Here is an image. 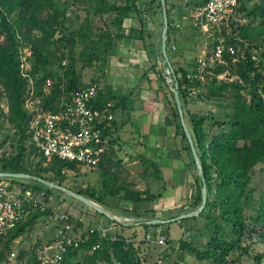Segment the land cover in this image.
Here are the masks:
<instances>
[{
	"label": "trees",
	"instance_id": "trees-1",
	"mask_svg": "<svg viewBox=\"0 0 264 264\" xmlns=\"http://www.w3.org/2000/svg\"><path fill=\"white\" fill-rule=\"evenodd\" d=\"M58 0H0V133L9 127L19 138L17 153L12 158H0L4 172L24 173L63 185L66 172L79 171L81 166L54 159L47 162L46 158L37 152L28 134L30 113L25 108L29 98V79L21 69V57L25 48H30L33 56V68L27 72L33 81L34 94L32 99H39L44 109L57 110V104L62 99L72 97L80 89L97 84L99 94L93 106L100 110H107L109 93L100 89L99 82L103 80L108 63L112 43L119 36L125 21L133 16L142 22V12L138 8V0H120V3L109 4L108 0H72V5L84 7L86 16L78 25L70 29L67 22V8L61 7ZM65 5L68 0H62ZM156 1L154 0V3ZM252 0L243 2L222 26L221 35L224 45L233 47L236 54L228 50L223 53V63H215L206 68L207 83L203 84L199 78H191L184 68L171 65V74L178 86V91L184 108L185 118L193 136L195 146L203 167L207 187V205L199 217L207 221L213 235L209 236L204 250L193 248L184 242L181 247L196 253L203 264H244L241 256L230 259L232 253L242 250L247 256L249 264H264V192L256 198L252 187L253 173L256 169L264 175V51L260 52L258 62L251 49L255 38L256 28L244 24L229 34L227 31L234 16L244 13L249 19H264V0L261 4H254L248 9ZM205 0H202V7ZM159 9L161 4L159 0ZM169 32L167 47L170 44L169 34L172 30L171 10L167 8ZM111 21V22H110ZM113 24L114 28L109 26ZM164 24L162 23V27ZM264 28V23L260 25ZM252 31V33H251ZM142 33V32H141ZM131 34H137L132 31ZM219 44L216 42V45ZM258 48V46H256ZM174 50V49H173ZM76 64L82 68L93 67L95 72L90 83H85L81 74L76 70ZM57 66L60 72L54 70ZM210 73V74H207ZM229 74L228 80H220L223 74ZM62 74V75H61ZM194 74H197L194 73ZM234 77V80L230 78ZM165 82V79L161 78ZM195 89L206 90L201 97L209 102H230L232 112L227 121L221 122L214 116L191 113L187 110L189 96ZM171 99L175 114L182 128L174 101V91ZM7 103V111L1 102ZM57 103V104H55ZM221 130L214 133L206 129ZM183 138L186 140L184 133ZM110 135L107 125L103 132V139ZM4 144H0L3 147ZM36 159H39L37 162ZM34 159V160H33ZM97 172L101 178L102 194L98 195L91 187L84 191L74 190L92 201L105 204L106 196L117 197L133 204L149 202L155 199L147 191L135 188L131 183L124 182L121 161L114 160L105 151L97 168L88 169ZM48 175V176H46ZM3 179L0 178V183ZM9 180L13 186H24L41 192L39 187H30L19 179ZM46 202L50 203V191L44 192ZM202 204L201 189L194 200V209ZM55 208L50 205L46 211L31 208L25 222L18 224L2 240L0 246V264H10L8 256L12 252L11 244L26 232L42 217L47 219ZM251 213L247 214V210ZM99 216H104L95 211ZM122 229H136L135 225L110 220ZM184 220L182 222H186ZM181 222V223H182ZM231 228L233 238L223 225ZM146 229L151 227L142 226ZM118 228L115 229L118 230ZM160 229L159 236H166L164 225L152 226ZM111 232V231H109ZM106 234L101 236L99 229L85 232L79 240L78 248H69L60 264H70L77 259L78 264H145L147 255L136 237L127 239L123 234L115 236ZM257 236L263 250L252 251V246H242L246 238ZM144 240V242H146ZM149 242V241H148ZM40 242L38 243V246ZM40 247V246H39ZM144 246V249H149ZM51 254V253H50ZM22 252L15 264L26 257ZM26 264H42L36 255H31ZM50 264V263H48Z\"/></svg>",
	"mask_w": 264,
	"mask_h": 264
},
{
	"label": "crops",
	"instance_id": "crops-1",
	"mask_svg": "<svg viewBox=\"0 0 264 264\" xmlns=\"http://www.w3.org/2000/svg\"><path fill=\"white\" fill-rule=\"evenodd\" d=\"M143 6L138 4L140 10ZM167 8L173 17L170 0ZM150 10L154 11L150 19L142 15V22L135 16L125 21L112 43L104 78L99 84L110 97L107 111L112 120L107 122L110 135L106 139V152L121 161L124 182L149 192L155 199L138 204L121 200L116 205L114 200L119 198L106 196L107 206L93 201L113 216V219L106 216L98 219L95 213L98 226L106 222L114 224L110 220H168L198 210L193 208V203L202 187L199 173L187 139L183 138V127L179 128L171 99L173 91L161 80L165 69L170 68L158 49L162 40L157 34V9L153 6ZM132 31L137 34H131ZM185 121L189 129L187 118ZM112 227L113 231L118 228Z\"/></svg>",
	"mask_w": 264,
	"mask_h": 264
},
{
	"label": "rangeland",
	"instance_id": "rangeland-1",
	"mask_svg": "<svg viewBox=\"0 0 264 264\" xmlns=\"http://www.w3.org/2000/svg\"><path fill=\"white\" fill-rule=\"evenodd\" d=\"M108 1L111 5L115 4L116 2H121L120 0ZM155 1L156 2L154 4V0H138V4L139 6H142V4L145 6V8L141 10L142 14L146 17L145 19H150V17L153 16L154 11L150 10V7L153 9L154 6V10L157 9L156 13L158 15L157 19L159 21L157 34L158 37H161L162 40L161 33L164 29L161 24H164L163 12L162 8L159 9L158 7L159 0ZM62 2V0L57 1V3L61 7L67 8V17L70 18V20L67 22V26L70 29H73L78 25L82 18L86 16V13L84 11L85 9L79 4L72 5V0H68L65 5H63ZM261 3L262 0H252V2L248 4L247 8L251 9L253 8L254 4ZM200 4H202V0H170V7H172L173 11V17H171V21L173 24L172 30L169 34L170 44L167 47V56L168 59H170L174 64L175 68L184 67L190 73L192 79L199 78V80L203 84H206V68L208 66H213L215 63H223V55L221 58H218L216 57L214 52L216 46L218 45H216V42L224 44V37L221 35V32L223 31L222 27L220 29L209 28L207 31H205L197 26L195 15L197 10L199 9V6H201ZM183 16H187L188 19L183 18ZM262 23H264L263 18L252 20L249 19L244 13H241L234 16L232 24L227 30L230 34L232 33V30H235L244 24H249L250 27L256 28L254 33L257 40L254 42L251 52L253 53L254 58L258 60V62L261 61L259 59L260 52L264 51V28L260 26ZM109 26H111V28H114L113 24L111 23H109ZM223 26L227 25L224 24ZM173 46L175 50H173ZM256 46H258V48H256ZM158 49L162 54V42L158 45ZM237 51L235 50V54ZM28 53L31 54L30 57H28ZM25 57L27 58L25 59ZM22 60L26 61L24 64V68L25 72L27 73L34 66L32 51L30 50V48H25L23 50V57L21 58V61ZM94 66L83 69L82 64H76L77 72L82 75L84 82L87 84L90 83V80L95 72ZM52 68L60 72L57 66H52ZM262 70L264 72L263 65ZM196 72L197 74H194ZM219 78L220 80H228L229 74H223ZM164 79L168 84L170 90L175 88V79L172 76L170 69H165ZM234 79V77L230 78V80ZM169 80H171L172 83H169L171 82ZM205 93L206 90L203 89L193 90L191 95L189 96V104L187 108L191 111V113H207L211 117L214 116L216 120L226 122L228 114L232 112L230 102H208L205 97H201V94L204 95ZM36 101L39 102L40 108H44L39 99H33V102L38 105ZM1 106L5 111H7V103L5 101L1 102ZM6 128L7 129H3L0 133V144H4L3 147H0V158H12L17 153L19 138L14 134L11 128ZM206 129L211 130L212 126L211 128H208V125H206ZM213 131L214 133H219L221 130L215 129ZM38 160L39 159L35 158L36 162ZM0 172H4L1 164ZM21 181H23V184L27 186L39 187L42 190L41 192L43 193L50 191V205H52L55 210H58L60 212H68V214L71 215V217L73 218L72 223L75 222L74 234L79 239L85 232L97 230L98 227H100L105 230L111 231L109 232V234H112V236L120 233L123 234L127 239L136 237L138 243L142 245L141 248L144 250V254L147 255V261L145 264H203L198 260L196 253L192 252L191 250H184L181 247V244L186 242L193 248L195 247L201 251L204 250V244H206L208 237L210 235H213V232H211L210 230V228L212 227L207 226V221L203 217H197L192 220H187L186 222H182L181 224L171 223L169 225H165L164 227L167 229L162 230H164L163 232L168 233V237L169 240H171V243L167 241V246H161L151 241L144 242L148 234L151 235L153 241L158 240L160 237L158 234L160 232V229L157 230L156 228L152 227L146 229L144 227L136 226V229H122L121 227H119L118 230L113 231L114 228L112 226L115 225L117 227V225L110 224L108 222H106L104 225L98 226L100 224L96 225L95 217L97 215L95 214V211L82 202L56 189L49 188L48 186H45L37 181L30 179ZM2 182L11 184L9 180L5 179H3L1 183ZM63 186L71 190H76L78 187L86 188L89 186L91 187L92 191L95 192V194H102L101 178L99 174L97 172H92L91 170H88L84 167H82L79 171L66 172V180L64 181ZM252 187L256 192V198L259 197L262 192H264V175L260 172L259 169H256L253 173ZM104 200H108V198H105ZM119 201L121 200H114L116 205L119 204ZM104 206L107 205L105 204ZM109 208L115 214L122 216L121 213L118 214L116 212L114 207L109 206ZM124 211L126 210H123V212ZM250 213L251 211L248 209L247 214ZM97 218L102 219L103 217L98 215ZM138 221L139 220H123L121 222L125 224H134ZM222 225L228 234H231L233 238H236V236L231 233L230 227H227L224 224ZM55 228H57V225L51 220V216H49V218L47 219L42 217L39 222L34 224L30 231L26 232L22 237L18 238L11 244L12 252L8 256L9 263L15 264L16 260L21 258V253L25 252L28 253V255L20 259L19 264H26L28 258L33 254L38 257V260L42 264H48L47 262L51 253L50 248L53 245L55 238ZM39 242L40 247L38 246ZM148 244H150L151 247H149V249H144V246H148ZM249 244L252 246V251L254 254L255 252H260L263 250V247L260 244L257 236L246 238V240L243 241L242 246H247ZM240 256L244 264H249L246 257L247 255L242 250H238L232 253L230 259H237ZM70 262V264H78L77 259H73Z\"/></svg>",
	"mask_w": 264,
	"mask_h": 264
},
{
	"label": "built area",
	"instance_id": "built-area-1",
	"mask_svg": "<svg viewBox=\"0 0 264 264\" xmlns=\"http://www.w3.org/2000/svg\"><path fill=\"white\" fill-rule=\"evenodd\" d=\"M245 1L247 0H205V4L195 15L197 26L205 31L209 28L220 29ZM225 50L235 54L233 47L226 49L223 43L216 46L214 54L221 58ZM27 55L31 56L30 53ZM25 62L22 60L21 69L30 83V96L26 100L25 108L31 115L27 131L37 152L44 156L47 162L58 159L76 163L87 169L97 168L107 149L103 132L106 130L107 122L112 120L107 110L93 106L99 94L98 85L90 84L72 97L62 99L57 104L56 111L40 108L39 102L36 101L38 103L36 105L32 99L33 81L25 72ZM46 198L43 192L31 188L0 183V246L3 238L12 229L26 221L31 208H38L44 212L50 207ZM72 219L68 212L53 209L51 220L57 228L47 263L60 264L69 248H78L80 239L74 234L75 222L72 223ZM100 232L101 236L105 237L109 230L102 229ZM146 239L157 245L167 246L166 236H160L158 240L153 241L148 234Z\"/></svg>",
	"mask_w": 264,
	"mask_h": 264
},
{
	"label": "water",
	"instance_id": "water-1",
	"mask_svg": "<svg viewBox=\"0 0 264 264\" xmlns=\"http://www.w3.org/2000/svg\"><path fill=\"white\" fill-rule=\"evenodd\" d=\"M160 4H161V8H162V12H163V18H164V29L162 32V54H163L166 62H168L169 68H171V65L169 63L168 56H167V41H168V32H169V22H168V15H167V0H160ZM174 101H175V105H176V108L178 111V115L180 118L181 125L183 127L184 134L186 136L189 147H190V149L194 155V159H195L196 166L198 169L199 178H200V182H201V186H202L201 187L202 204L198 210H195V211H192L189 213H185V214L179 215L175 218H171L168 220L152 219V220H145V221L137 222L135 224V226H137V227H142V226L152 227V226H156V225H167V224H171V223H180L184 220H192V219L199 217L207 205V201H208V199H207V187H206V180H205V176H204V171H203V167H202V164L200 161V157L197 153V149L195 146L193 136H192L190 130L188 129L186 121H185L184 108L182 105V101L180 98V94H179L177 85H176L175 90H174ZM0 178H2V179H19V180L30 179V180L37 181V182H39L45 186H48L49 188L56 189V190L66 194L68 196H71L72 198L82 202L83 204H85L89 208L93 209L94 211H96L100 214H103L104 216H106L110 219H113V216L111 215V213L108 210L102 208L101 206L94 203L93 201H91L90 199L85 197L84 195H82V194H80L74 190H71L67 187H64L63 185H59V184L51 182L49 180H45V179L38 178L35 176H31V175L24 174V173L0 172ZM84 189H85L84 187H78L76 190L84 191Z\"/></svg>",
	"mask_w": 264,
	"mask_h": 264
}]
</instances>
